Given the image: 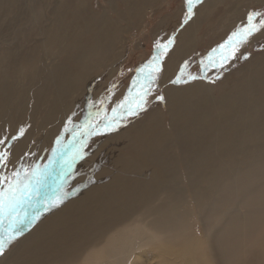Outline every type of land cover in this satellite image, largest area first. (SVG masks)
Masks as SVG:
<instances>
[{"label": "bare ground", "instance_id": "6f19581e", "mask_svg": "<svg viewBox=\"0 0 264 264\" xmlns=\"http://www.w3.org/2000/svg\"><path fill=\"white\" fill-rule=\"evenodd\" d=\"M30 1L28 8L26 3ZM90 2L0 0V139L7 138L0 151L5 148L10 151L7 167L2 170L5 175L21 164L29 167L62 125L69 127V119L77 121L81 117L86 87L120 56L117 52L121 41L118 20L124 21L125 29L132 31L141 20L143 10L153 7L156 0H108L114 20L105 12L93 11L94 0L93 4ZM254 3L264 4V0L202 3L195 11L198 25L179 31L172 49L163 56L159 86H164L178 65L191 55L198 43L195 34L202 24L208 23L211 33L221 31L223 35H231L246 22L248 7ZM117 4L124 6L123 10ZM219 5L223 8L219 9ZM213 7L218 8L214 13ZM176 16L175 20L179 15ZM224 21L227 24L219 27ZM25 22L33 23L27 34L20 28ZM161 27L162 24L158 25L152 33L157 36ZM26 28L28 32V26ZM35 33L43 40L34 41L31 36ZM23 34L26 37H22ZM260 39H264V31L248 42ZM47 58L51 60L50 66L39 64L41 59ZM93 63L97 64V70ZM164 93L165 112L154 108L147 117L106 139L87 159L77 163L75 171L64 179L65 191L74 194L32 225L9 253L5 264H78L82 255L93 250L96 252L82 264L104 261L106 264H138L143 260L136 254L142 249H154L153 256L159 263L173 258L183 264L197 263L194 255L199 251L173 241L175 235H171L176 233V221L180 219L178 210L182 202L179 204L177 198L179 193L183 195L181 188L176 190L171 183L179 166L185 174L188 172L187 176L191 177L186 176V190L198 206L205 204H201V199L202 202L208 199L210 182H214L213 188L214 185H237L241 174L231 170V162L238 158L239 162H235L240 164L250 145L264 139V52L252 57L218 85L194 81L177 87L166 86ZM70 113L74 115L68 117ZM36 119L39 124L34 123ZM21 128L25 129L23 136L12 140ZM36 135L39 137L35 138ZM170 149L173 153L179 151L181 165L177 164L176 157L164 159L163 154ZM200 150L203 151L201 158L198 157ZM255 153L253 156L257 157ZM224 155L227 163H224ZM158 195L163 196V202L170 200V206L162 201L154 206L152 201ZM234 203L233 200L232 206L236 205ZM125 223H132L127 231L113 233ZM164 235L166 238H162ZM209 236L213 238L212 234ZM105 241L106 245L99 248Z\"/></svg>", "mask_w": 264, "mask_h": 264}, {"label": "rangeland", "instance_id": "374dc122", "mask_svg": "<svg viewBox=\"0 0 264 264\" xmlns=\"http://www.w3.org/2000/svg\"><path fill=\"white\" fill-rule=\"evenodd\" d=\"M90 1H91L90 3L93 4V0H90ZM205 1L207 0H202L201 3L195 5V7L193 8V14L187 23H184V19L187 13V6L185 3V0H156V2L153 4V7H151L150 9L146 8L143 10L141 20L138 23H136L137 25L135 26V29H133L132 31L126 30L125 22L118 20V27L120 29L119 38L121 39V41L117 45L118 46L117 52L120 54V56L115 61L113 66L107 67L106 69L103 70V74H104V75L102 74L103 76L101 75L99 78L96 77L95 79L92 78V80L90 81V84L86 87L85 89L86 98H85V101H83V105H82L83 112H82L81 117H79L77 121H72L69 127H65L64 125H62L60 129L58 130V132L54 136H52L51 139H49L47 145L44 146L43 151L34 159V161L29 165V167L34 164L41 165V166L49 164L50 161L54 159L53 157L54 149H59V151L57 152V156H59L60 151L67 150L68 154L70 155L71 151L74 148H79L80 147V137L76 133L78 130H81L80 125L85 123V120L88 118L89 111L95 112L98 109L106 108L107 114L111 116V109L114 108L120 100H122L125 96L128 95L129 89L132 86V81L136 76V70L151 59L154 53V50H155L156 42L159 40L161 43H166L169 40V38H173L174 42L169 48L171 50L172 46L175 44L176 37L179 34V31L181 32L186 26H190L194 28L195 25L196 26L198 25V22L196 23L197 17L195 15L196 14L195 11H197L203 5L202 3H204ZM221 1L226 2V0H221ZM108 3H109L108 0H94V4L92 5L93 11L99 13L98 12L99 10L100 11L99 14H101L102 12H105L106 14L109 15L111 19L114 20L115 19L114 13L110 11L108 7ZM118 3H120V1ZM31 4H32L31 1L27 2L26 6L27 7L29 6L28 8H30ZM117 6H119L121 10H123L124 8V6H120V4H117ZM222 6L223 5H219L218 8L220 9ZM218 8L213 7L212 9L213 13L217 11ZM248 8H249L248 13L250 11H264V4L259 5V3L257 4L254 3ZM177 14L179 16L175 20V18L177 17L176 16ZM46 16L49 17L48 14ZM246 22H247V18H246ZM30 24L31 22L29 23L25 22L24 24L21 25L20 28L22 30V33L27 34L31 32L30 30L33 26V23L32 25ZM161 24H162V27L158 28L157 33H156L157 36L154 35L152 33V30ZM207 24L208 23L202 24L199 31L195 34L197 36V37L195 36L196 37L195 40L198 39V43L193 49L191 55L188 58L184 59L178 65L175 74L173 75L172 78H170V80H168V82L164 86H159L158 84L159 77H160L159 73L162 70L159 71V73L157 74L158 79L156 81V85L151 95H149L148 97V105L146 106V110L141 112L139 116L137 117H128L126 121L116 131H113L111 133H107L104 135H97V136H92L88 138L86 142V146L82 149L83 152L86 153V155L84 156L85 158H83L82 160H79L77 162L78 164L80 163V161L82 162L83 160L87 159L91 155V153L95 151L98 148V146H100L101 143L104 142L106 139L110 138L111 136L115 134H118L124 131L123 129L126 130L127 128H130L131 126L139 122L141 119L147 117L150 114V112H152L153 110L159 109L160 112H165L166 99H165L164 87L166 86L167 87L168 86L177 87V86L190 84L194 81L203 82L211 86L218 85L226 77H229V76L232 77L233 74L239 69H241L245 64H247L248 61L252 57L264 52V39H260V40L253 41V42H247L245 46L242 45L239 48V50L235 53V58L230 59L222 67L220 66L212 67V68L202 67L201 60H204L205 64H207V57L209 53L213 49L218 48L219 45L223 44L230 36V35L227 36V34L223 35L221 31H217V33L215 32L211 33V31L207 29ZM226 24H227L226 21H224L219 27L223 28ZM26 25L28 26V32L26 31L27 30ZM24 34L22 37H26V35ZM34 35H35L34 37L31 36L32 39H34V41L36 39L39 41V39L42 38L40 36L39 38H37L38 37L37 33H35ZM218 35H220L219 38L217 37ZM224 36L225 38L222 40ZM213 37L215 38L217 37V38L216 39L214 38L213 40ZM20 40H21V37H20ZM23 40L22 42L25 43L26 40L25 39ZM39 47L40 46H38V48ZM168 52L170 51L168 50ZM244 57H247V59H244ZM50 62L51 60L49 58L41 59L39 64L45 65L46 63L47 66L48 65L50 66ZM185 62H187L186 68H184ZM96 65H97L96 63H93L94 70H97ZM182 68L185 72V75L181 78V82L172 83V81L176 80L177 76L181 73ZM95 74L97 75L98 72L95 71ZM189 74L196 78L188 79ZM185 80L187 82H184ZM113 85H115L114 88H113ZM109 88H113V94L108 93L107 90ZM160 96L164 98L162 101L158 99V97ZM104 97H109V99L106 100L104 105H100L98 102ZM89 101L97 102V108L90 109ZM76 108H78V106H76ZM71 114L74 115L73 113H70L68 117H70ZM39 122H40L39 119H36L34 121L35 124H39ZM65 128H67L68 131H65ZM13 136H16L18 138L21 137L19 136V131H16ZM38 137L39 135L35 136V138H38ZM57 139L61 141V144L59 146L56 144ZM259 141L263 143L264 139H258L256 142L257 144L250 145L249 150L247 149L244 159L242 162H240V164L238 163L239 162L238 158H235L238 162H235L236 161L235 159H234L235 161L231 162L232 163L231 170L236 172V174H241V176L238 178L239 181L237 185L231 186L227 184V186H224L223 184L222 187H219V185L217 186L214 185L215 188H213L212 183L214 182H210L211 191L208 197L209 200L206 199L204 202H202V199H201V204L205 203L202 206H198L197 204L193 203L192 198L189 194L190 192L186 190V186H187L186 176L190 174L188 172H186L185 174V171H183V169L180 166L178 167L177 173L174 174L175 177L171 185H173V188H175L176 190L178 187L181 188L183 195L181 196L180 193H179L180 197H178L177 195L179 204L182 202V205L178 210V213L180 214V219L176 221L177 222L175 226L176 233H173L171 235L172 236L175 235L173 241L176 240L177 243L179 242L181 243V245L184 244V247H191V248L193 247L195 252L196 251L200 252V254L199 252L195 253L194 257L197 256L198 259L195 258L197 259V263H194V264H200V262L203 261V258H204V261H203L204 263L202 262V264H206V263L207 264H264V254H263L264 252V233H263L264 231V213H263L264 212V208H263L264 207V202H263L264 201V193H263L264 192V173L263 171L264 169H262V165L264 162V154H263L264 144L260 145ZM257 147L260 149H257ZM172 150L170 149L168 153L165 152L163 154L164 159H166V157L168 158L176 157L177 158L176 162H179L177 164L181 165L180 158L178 157L179 151L174 150V153H173ZM258 150H261V151L263 150V152L262 153L257 152ZM255 151L257 154L255 153ZM198 153H197L198 157L201 158L203 151L200 150ZM254 153L255 155H257V157L253 156ZM260 154H263L261 155L262 158ZM224 157H226V155H224ZM223 159H224V163H227V160L225 159H228V158L226 157ZM77 163L73 166L72 169L62 174L61 173V161L57 159L56 163L51 165L52 178L48 181L49 185H52L53 187H55L56 184L61 182L59 178L62 175H63V180L67 178V176H70L72 172L75 171L77 167L76 165H78ZM190 177L191 176H189L188 178ZM255 178H257V180H255ZM246 183L248 184L245 186ZM247 189L251 190L250 193L248 192L249 190ZM226 190H228V193H226V194H229L228 197H224L226 195L225 192H227ZM244 191L245 192L247 191V192L245 193ZM216 192H218V194H216ZM243 192L244 194H246L245 197H244ZM230 197H231V200L230 199L229 200L231 202L227 199ZM162 198L163 196L158 195L152 201V204L154 206H157L159 205L158 203L159 201H160V204H162L161 201L163 202L164 200V198L163 200ZM210 199H213V200L210 201ZM233 200L235 202L234 205L236 204L235 206H232ZM258 200L261 202H259ZM168 201L170 200L167 199L163 203L166 202L167 206L169 207L170 205H168ZM253 202H255L256 204L255 203L253 204ZM256 205H257V208H256ZM259 205L262 207H260ZM204 208L205 209L208 208V209L205 210ZM199 211H205L207 212V214L205 213L206 215H204L202 212L200 213ZM233 211L235 212L234 214H233ZM221 212L223 215L221 214L220 216ZM227 212H229L230 214ZM248 212H250V214ZM197 214H199L200 216ZM210 214H213V216H211ZM217 214H219V217H217L218 216ZM231 215H232V219L230 218ZM226 217L230 220L228 221ZM251 218L252 220H250ZM260 218L261 220H259ZM214 220H216V223L214 222ZM219 223L221 224V226H219ZM7 224H8V221L7 219H5L4 225L7 226ZM131 224L132 223H125V225H123L124 227L118 226L113 233L127 231L128 229L126 228L128 226H131ZM203 224L206 227H204ZM224 224L226 225L224 226ZM222 226H224L225 228L223 229ZM29 229L26 230L24 234L27 233ZM210 234L213 235V238L209 236ZM23 235L19 236L11 245H9L4 255L0 256V264L6 263L9 257V253L14 248H16V246L18 245V241L21 239ZM162 238H166V236L164 235V237ZM105 239L107 240V237ZM215 240L216 242H214ZM105 243L106 241L103 242L99 248L104 247L106 245ZM197 244H199L198 246H200L199 249H197ZM209 247H211L212 250ZM144 251L145 250L142 249V251H139L140 252L139 254H136V256H139V258H141V261L143 260L142 262H139L138 264H183V262H181L180 259H174V258L171 260H168L167 263H159V259L154 258L155 256L154 254H156L155 253L156 251L154 249L146 250L145 252ZM95 252H96L95 250H93V252L92 251L86 252L84 255H82L78 264L80 263L82 264L83 262L88 261L93 255V253ZM202 252H204V254ZM198 260L200 262H198ZM99 264H106V262L105 261L100 262Z\"/></svg>", "mask_w": 264, "mask_h": 264}, {"label": "snow or ice", "instance_id": "6c2138e0", "mask_svg": "<svg viewBox=\"0 0 264 264\" xmlns=\"http://www.w3.org/2000/svg\"><path fill=\"white\" fill-rule=\"evenodd\" d=\"M201 2L202 0H185L187 13L184 23H187L191 18L195 5ZM261 31H264V11H250L247 15V22L238 26L223 44L209 53L207 64L204 60H201V66L209 68L222 67L230 59L235 58V53L242 45ZM173 42V38H169L166 43H161L159 40L156 42L151 59L136 70V76L132 81L128 95L111 109V116L107 114L106 108L98 109L95 112L89 111L85 123L80 125L81 130L76 133L80 137V147L74 148L70 155L67 150H63L57 156L59 149H54V159L49 164L43 166L32 165L30 167L21 164L11 174L5 175L2 170L7 167L10 151L7 148L0 151V256L4 255L8 246L23 235L45 212L58 207L70 195L74 194L65 191L63 175L59 178L61 182L56 184L55 187L49 185L48 181L52 178L51 165L56 163L57 159L60 160L61 173H66L86 155L82 149L86 146L88 138L116 131L128 117H137L146 110L148 97L151 95L158 79L157 74L160 71V63ZM244 59H247V57H244ZM186 67L187 62L184 65V68ZM184 75L185 72L182 68L181 73L172 83H180ZM195 78L190 74L188 75V79ZM114 87L115 85H113ZM113 88L107 90L109 94H113ZM108 99L109 97H104L98 103L104 105ZM158 99L162 101L164 98L160 96ZM89 108H97V102L89 101ZM71 122V119H69V123ZM24 131L25 129L21 128L19 136H23ZM65 131H68V129L65 128ZM17 138L13 136L12 140ZM6 140V137L0 139V146L5 145ZM56 144L59 146L61 141L57 139ZM5 219L8 221L7 226L4 225Z\"/></svg>", "mask_w": 264, "mask_h": 264}]
</instances>
